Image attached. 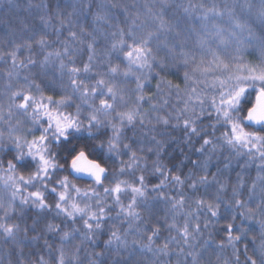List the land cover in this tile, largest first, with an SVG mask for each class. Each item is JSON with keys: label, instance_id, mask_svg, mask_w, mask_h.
Returning a JSON list of instances; mask_svg holds the SVG:
<instances>
[{"label": "snow or ice", "instance_id": "snow-or-ice-1", "mask_svg": "<svg viewBox=\"0 0 264 264\" xmlns=\"http://www.w3.org/2000/svg\"><path fill=\"white\" fill-rule=\"evenodd\" d=\"M69 6L73 8V13H69V16L83 10V5L77 9L70 0ZM93 6L96 11L92 19L97 27L93 32L81 29L82 35L91 38L87 43L88 62L82 67H68L60 59L62 55L68 54L67 47L64 48L63 53L48 52L44 57V65H47L53 56L60 59L61 78L65 72L68 75L67 84L59 85V90L64 94L58 98L46 94L40 84L24 77V85L15 91H10L6 109L4 104H0V122L7 125L6 133L0 130V187L7 193V201L0 197V212L4 214L0 217V237L3 238L4 243H11L14 246L32 243L42 238L40 236L29 238L28 228H22L19 223L9 222L17 202L21 207L31 205L38 212L54 209L57 216L63 215L73 224L77 219L81 220L83 233L77 227L65 230L61 225L51 223L45 225L46 232L56 233L59 236L60 246L55 250L56 255L52 257L55 264H84L79 255L81 248L75 246L73 249L66 246L71 245L77 236L82 237L81 243L88 241L96 246L97 234L103 232L104 222L110 218L107 213L111 209L105 203L107 197L111 196L113 204L119 206L118 216L123 215L136 221L141 219V213L137 210V201L139 199L140 203L147 207V186L144 183V176L137 178L139 186L119 178L127 170L138 167L141 160L137 152L132 150L131 145L124 143V129L125 127L135 129L137 125L145 127L152 123V118L142 108L145 102L152 99L151 96L144 95L145 86L153 78L155 69L159 70L155 72L157 77L161 72L169 70L170 65L166 57L174 60L177 49L181 50L179 54L183 58V66L191 63L195 64V67L192 75L188 72L184 73V80L188 85V100L185 101L184 109L172 118L177 121V127L182 125L189 144L192 136L202 140V144L198 149H194V152L203 155L208 146H211L212 152L218 147L228 148L236 156L243 154L249 157V163L252 162V158L259 159L260 170L264 171V0H244L242 4L224 3L221 6L213 4L209 8L201 5L203 11L198 18V22H202L201 31L196 35L198 48L202 54L198 62L195 54L184 51L181 20L170 22L165 18L167 0H163L155 11L146 7L143 12L144 19H141L139 10L134 16L129 15L125 21L126 27L112 23L116 17L111 13V9L116 5L106 4L103 0L93 5L92 0H89L87 4L89 11ZM29 7L32 8L33 5ZM35 7L43 8L46 13L49 10V6L44 4ZM191 7L190 5L189 8H185L184 12L189 13ZM237 8H240L239 15ZM124 11L127 12V8ZM56 15H62L59 3L56 4ZM39 19L41 24L48 23L45 15L40 16ZM216 21L226 22L228 27H222ZM61 23L63 24V21ZM101 25L114 27L115 30L105 34ZM25 27L27 28L28 25L25 24ZM93 33L99 34L100 39L109 41L103 61L106 71L103 72L95 71L99 66L96 61L98 37ZM70 35L73 39H78L76 32H71ZM37 43L42 48L47 46V40L43 36ZM213 44L216 45L215 49L212 47ZM22 48L31 49V44L13 43L10 52L0 53V60L6 55L14 69L17 65L24 68L29 65L35 66L36 62L31 58H28L27 63L18 59L17 53ZM229 48L231 54L227 51ZM221 51L225 52L227 58L221 56ZM257 51L259 52L257 61L253 62L245 58V53ZM160 53L165 55L161 56ZM205 55H210L211 59L206 61ZM113 56L122 60L124 67H121L120 63H113ZM69 63L74 65L75 62L70 60ZM196 73L204 79H197ZM13 74L9 72V78ZM90 74L97 77L91 84L86 83V80L91 78ZM82 75L84 79L80 78ZM118 77L135 80V88L132 89L136 94L134 101H131L130 97L126 98L125 89L116 82ZM161 82L169 84L177 92L180 91L179 85H172L163 78ZM201 85L203 89L198 92L197 88ZM46 86L49 91L57 90L54 83H48ZM159 90L160 83L157 84V91ZM76 100L80 103L77 104ZM190 102H194L192 107H189ZM164 103L166 104L167 101ZM119 105H123L125 110H118ZM151 107L154 111H158L156 104H151ZM70 108L75 110L69 111ZM83 108L89 111L84 114ZM189 112L192 114L191 118H185V114ZM17 114L24 119L17 118L13 123ZM154 119L156 123L165 126L170 123L169 117L157 115ZM205 119L210 121L207 127L211 131L198 128L197 122ZM26 125L31 126L26 127ZM109 127L112 134L105 139L106 132L102 129ZM220 129L224 131L216 136L215 133ZM151 142L155 145L157 157L166 147H170L155 136L151 137ZM122 148L124 155L130 154L129 160H120L121 166L113 175V170L108 165L110 161L120 159ZM210 160L211 156L204 161H190L193 169H199L205 173L204 175H197L196 172L189 170V174L183 179L180 175L171 176V180L180 186L187 181L194 194L201 186L207 190L218 185L215 202L197 198L193 201L194 208L184 213L188 219L182 225H177L175 222L168 225L169 230L177 232L179 239L176 236H169L163 244H157L156 241L160 239L158 226L152 227L150 234L141 233V240L132 241L127 239V234L112 230L107 233L108 239L101 242L102 250L89 254L88 264H149L148 254L154 258L152 264H160V256L173 255L179 257L176 264H201L200 257L203 251L213 247L215 241L205 240L203 245H199L200 250H197L198 245L192 241H196L197 236L202 235V224L191 221H200L202 213H207L212 218H219L222 215L221 204H224L223 214L231 215L232 220L236 219V215H232L234 210H244L238 213L242 218V224L234 226L229 223L225 229L227 244L234 252L237 251L236 244L247 238L248 229L242 225L254 215L253 210L248 207L254 198L260 200L257 207L264 215V186L257 194V185L253 182L248 200L245 201L238 198L239 189L242 187V184H238L232 189L233 199L225 203L219 193L225 191L227 186L218 180L216 174L211 176V180L209 179ZM227 167L228 165L225 164V168ZM155 170L164 176L165 180L168 179L163 166L156 167ZM168 171L171 172L170 169ZM217 171L219 172V169ZM62 172L70 173L76 180H90L92 183L80 187L70 179L69 175H59ZM110 177L111 183L105 186V182L109 181ZM258 179L264 185V177ZM49 184L53 186L49 187ZM37 185L39 188L36 187ZM164 186L165 181L162 180L152 191L158 192ZM28 188H36V190L27 191ZM97 188L103 189V197L96 190ZM45 192L56 197L54 204L47 202ZM124 193L132 194L127 206L121 202V195ZM170 199L173 209L184 208L186 199L183 194L178 199L174 197ZM203 227L208 228L209 222L205 221ZM234 227L238 234H233ZM261 227L264 228V221L261 222ZM35 230L33 226L32 231ZM129 230H132L131 224ZM21 233L24 235L21 236ZM143 240L146 242H141ZM181 241L184 247H179ZM171 244H176L179 250L170 248ZM44 245L51 252L52 245L47 240L44 241ZM224 246L223 242L219 245L221 248ZM185 248L188 251H185ZM244 252L245 264H264V243L256 251L255 258L247 256V246ZM40 264H48V262L41 258ZM165 264L171 262L166 261Z\"/></svg>", "mask_w": 264, "mask_h": 264}, {"label": "trees", "instance_id": "trees-1", "mask_svg": "<svg viewBox=\"0 0 264 264\" xmlns=\"http://www.w3.org/2000/svg\"><path fill=\"white\" fill-rule=\"evenodd\" d=\"M89 0H70L71 4L77 6V9L83 5L82 11H77L75 14L69 16V13H73V8L69 6V0H0V53H8L12 50L13 43L23 44L28 42L31 44V49L22 48L18 53V59L23 60L27 63L28 58H31L36 62L35 66L29 65L27 68L17 67L14 69L11 60L5 55L3 60H0V104L6 106L8 104V95L10 91H15L19 87L23 86L25 83L24 77H28L30 80H34L36 83L40 84L46 94L53 95L58 98L60 95L64 94L59 90V85L63 83L64 85L68 82V75L65 72L61 78V71L59 68L60 59L68 66L82 67L84 63H87L89 51L87 49V43L90 42V37L82 35L81 29L86 32H93V29L97 27L93 23L92 16L96 11L95 6L89 11L87 4ZM93 5L95 3L101 2V0H92ZM104 3L109 5H116L115 8L111 9V13L116 17L112 21L113 25L119 23L121 27H126V18L129 15L135 14L136 11L141 12V19H144L143 12L146 7L153 8L155 11L158 9L163 0H103ZM243 3L244 0H167L168 7L165 10V18L170 22H175L176 19H180L182 22V33L181 39L185 43L184 51H189L197 56V62L201 56L200 49L198 48L197 33L201 31L202 22H198L203 9L200 7L203 5L204 8H209L213 4L221 6L224 3ZM60 4V12L62 15H56V4ZM48 5L49 10L47 13L43 8L37 9L36 5ZM29 5H33L32 8ZM192 6L189 13H185L184 9ZM127 8V12L124 9ZM237 14H240V8L236 9ZM45 15L48 19V23L41 24L39 17ZM227 18H225L226 21ZM71 20V24H69ZM23 21V23H21ZM63 21V24L61 23ZM130 22V21H129ZM220 23L222 27H228L226 22L216 21ZM25 24L28 27H25ZM102 31L107 34L114 31L115 28L108 27L107 25H101ZM71 32H76L78 39H73L70 35ZM98 37V43L96 45V61L99 64L95 68L96 72L106 71L103 61L105 52L108 49L109 41L100 39L99 34L93 33ZM43 36L47 40V46L42 48L37 41ZM68 48V54L62 55L60 59L55 56L50 58V62L47 65L43 64L44 57L48 52L60 51L63 53L64 48ZM212 47L215 49L216 45L213 44ZM180 49L176 50L175 59L171 57H166L170 68L168 71L161 72L159 77L155 75L158 69L153 72V78L150 83L146 84L144 89V95L146 97L151 96V101L145 102L142 108L147 112L148 116L152 118V123L147 124L145 127L136 126L135 129L130 127H125L124 129V143L131 145L132 150L137 152V155L141 157L138 167L127 170L126 173L120 176V179L128 180L132 184L137 186V178L141 175L144 176V183L147 186V207L141 204L139 199L137 201V210L141 213V219L139 221L132 220L131 218H125L123 215L118 216L119 206L113 204L112 197L106 198L105 203L110 206V211L107 215L110 217L104 222V229L102 233L97 234L96 246L89 243L88 241H83L81 243L82 237L77 236L73 240L71 245H67L68 248H73L79 246L81 248L80 258L83 260L84 264H88L89 254L93 252H99L103 248L102 241L108 239L107 233L112 230H118L121 234H127V239L141 240V233L150 234L152 227L158 226L160 228V239L156 241L157 244H163L169 236H176L177 232L175 230H169L168 225L175 222L177 225H182L186 219H188L184 213L191 211L194 208L193 201L197 198H204L209 201H214L217 195V187L213 186L210 189H205V187H199V190L193 193V190L188 186L186 181L183 186L177 185L171 180L172 175H180L183 179L189 174V170L196 172L197 175H204L205 173L199 169H193L190 161H204L211 156L208 167V175L211 180L213 174L217 175L218 180L221 183L226 184L225 191L219 193L223 198L225 203L231 201L232 189L238 184H242L239 189L240 195L239 199L248 200L249 192L252 190L251 186L253 182L256 183V192L259 194L262 185L261 180L258 177H264V171L260 170L261 161L257 158H252V162L249 163V157L246 155L236 156L228 148H217L215 152H212L211 146H208L205 154L200 155L195 153L194 149H198L202 144V140L198 137H191V144H189L186 139V133L182 125L177 127V121L172 117L176 116L184 109L185 101L188 100V85L184 80V73L188 72L190 75L193 73V68L195 64H188L183 66V58L180 56ZM228 53L231 54V48H229ZM221 56L226 57L224 51L220 52ZM164 56V53H160ZM259 57V52H248L245 53V58L249 61H257ZM205 60H210V55H205ZM74 61V65L69 63V61ZM113 63H120L121 67H124V62L118 60L115 56L112 57ZM13 72V76L9 78L8 73ZM91 78L86 80V83H94L97 78L94 74H90ZM84 79L82 75L80 77ZM161 78L166 81L171 82L172 85H179L180 91L177 92L175 88L170 87L169 84L161 82ZM197 79H204L199 73H196ZM209 80L211 77L208 78ZM117 84L125 89L126 98H131L134 101L135 93L132 89L135 88V80H124L122 77H118L116 80ZM48 83H54L57 86L55 92L49 91L46 86ZM160 83V90L157 91V84ZM190 83V82H189ZM203 85L197 88V91H201ZM75 100V97H74ZM130 101V102H131ZM164 101H167L165 104ZM77 104L80 103L79 100L75 101ZM194 102H190L189 107L193 106ZM151 104H156L158 106V111H154ZM69 111H74V108L68 109ZM118 110H125L123 105L118 106ZM89 111L87 108H83L82 112L86 114ZM199 111V109H197ZM159 115L162 117H169L170 123L165 126L163 124H158L155 121V117ZM191 113H186L185 118H191ZM24 119L18 114L14 117L15 119ZM82 119L84 116L82 115ZM210 121L207 119L202 122L198 121V128H204L207 131L208 124ZM31 125H26L30 127ZM155 129L151 131V129ZM0 130L7 132V125L0 122ZM254 130V129H249ZM106 132V136H111V129H102ZM220 131L216 132L215 135L219 136ZM203 135V133H201ZM155 136L158 140H163L170 147H166L164 151L161 152L160 156L155 155V145L151 142V137ZM207 138V137H206ZM135 141V142H134ZM142 149V150H141ZM153 149V151H149ZM123 148L121 157L119 160H112L109 162V167L113 170V175L116 174V170L120 168V160L128 161L129 155L123 154ZM10 158V157H8ZM158 163H155L157 162ZM225 164L228 165L225 168ZM163 166L165 169V175L168 179L162 176L155 169L156 167ZM171 170L169 172L168 170ZM219 169V172L217 171ZM26 174V173H25ZM59 175H69L78 186L84 187L85 185H90L92 182L90 180H76L68 172H62ZM165 181V186L161 188L158 192L152 191V189ZM111 183V177L109 181L105 182V186H109ZM53 185L49 184V187ZM39 188V185L36 186ZM36 188H28L27 191H35ZM43 191V189H40ZM101 196H104L103 189H96ZM163 193V197H161ZM183 194L186 199V203L183 209H173L172 200L170 198H179ZM0 197H3L7 201L6 191L0 187ZM45 197L49 204H54L56 197L49 192H45ZM132 197L131 193H124L121 195V202L127 206ZM95 204L94 201H92ZM260 204L258 198H254L252 202L248 204L254 212L251 219L243 222V227L248 229L247 238L242 239L236 244V250L234 252L233 248L227 244V232L226 226L232 223L234 226L242 224V218L238 215L239 212L244 211L243 209H236L232 215H236V219L232 220L231 215L223 214L224 204H221L222 215L219 218H212L208 216L207 213H202L200 221H191L192 223L200 222L202 224L201 232L202 235L197 236L196 243L198 245H203L205 240L212 239L215 241L213 247L208 248L203 251L200 259L201 264H245L246 255L244 252L245 246H247V256H252L255 258L256 251L259 250L262 243H264V228L261 227V222L264 221V215L261 214L260 209L257 205ZM15 212L11 215L9 222L19 223L22 228H28L27 236L29 238L33 236L42 237L32 243L21 244L19 246H14L11 243H4L2 237H0V264H40V259L43 258L48 264H55L52 259L56 255V249L60 246L59 236L56 233L46 232V224H57L65 227V230H70L73 227L80 229L81 233L84 232L82 227V221L77 219L73 224L67 220L63 215L57 216L55 210L38 212L31 205L21 207L19 202L15 204ZM3 212H0V217H3ZM205 221L209 222V227L204 228L203 223ZM132 225V230H129V225ZM33 226H35V231H32ZM138 230V231H137ZM233 234H238L233 229ZM21 236L24 234L21 233ZM47 240L50 245H52L51 252L45 247L44 241ZM141 242H146L143 240ZM224 243V247H219L220 243ZM179 247H184L181 241ZM170 248L178 251L179 248L176 244H171ZM185 251H188L185 248ZM11 253V255H9ZM238 257V260H237ZM179 257L173 255L171 257L160 256V264H165L166 261H170L171 264H176ZM147 260L149 264H152L154 258L151 254L147 255Z\"/></svg>", "mask_w": 264, "mask_h": 264}]
</instances>
